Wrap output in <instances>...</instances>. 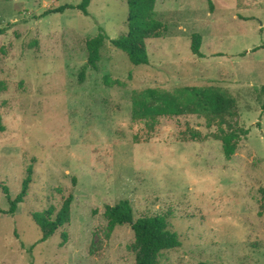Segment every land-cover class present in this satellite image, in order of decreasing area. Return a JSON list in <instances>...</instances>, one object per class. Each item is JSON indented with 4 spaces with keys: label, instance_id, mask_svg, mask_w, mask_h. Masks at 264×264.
<instances>
[{
    "label": "rangeland",
    "instance_id": "rangeland-1",
    "mask_svg": "<svg viewBox=\"0 0 264 264\" xmlns=\"http://www.w3.org/2000/svg\"><path fill=\"white\" fill-rule=\"evenodd\" d=\"M81 2L0 0V183L16 199L33 171L25 202L0 217V263L136 264L132 227L109 233L105 218L129 200L136 219L168 216L179 237L158 264H264V0H214V11L208 0H159L167 30L148 41L142 66L112 44L127 34V0L45 16ZM102 32L99 69L81 82ZM184 87L236 99L250 135L232 159L203 117H165L154 130L133 120L136 91ZM70 195L71 223L42 242L34 215L55 208V218ZM0 206L10 209L3 190Z\"/></svg>",
    "mask_w": 264,
    "mask_h": 264
},
{
    "label": "trees",
    "instance_id": "trees-1",
    "mask_svg": "<svg viewBox=\"0 0 264 264\" xmlns=\"http://www.w3.org/2000/svg\"><path fill=\"white\" fill-rule=\"evenodd\" d=\"M93 0H82L78 6H63L48 11L45 16L51 14H64L66 10H79L89 15V7ZM159 0H127L129 17L127 22V34L112 40L117 49L124 52L129 61L135 66L149 65L148 41L159 39L167 30L166 25L159 20L157 4ZM171 1V0H168ZM211 11L215 10L214 0H208ZM107 35L102 32L95 39L88 42L90 57L88 64L80 74V81L86 78V71L91 68L99 69L101 62V50L107 41ZM202 36L195 34L192 41V52L198 57H203L201 52ZM108 85L115 84L109 77H105ZM264 94V87L261 89ZM264 113V104L262 106ZM188 114L205 118L209 125L218 124L222 136L223 153L227 159H232L240 146L243 138L250 135V130L237 125L239 118V106L236 99L226 90L216 87H184L173 91L164 89H145L136 91L133 96V120L144 121L150 130H154L160 119L168 117H180ZM227 127V128H224ZM5 126L0 117V133L5 132ZM196 140L200 135L193 134ZM33 171H28V177L23 184V192L12 199L9 189L0 183V190L10 204V209L2 214L14 215L18 206L25 202L33 182ZM74 196L70 195L63 203L60 211L56 213L51 208L40 214L34 215V219L42 231V242L51 239L57 231L70 224L72 215L71 207ZM105 218L108 222V231L112 233L117 227L131 226L135 235L134 247L138 250L136 264H158L161 255L170 250L177 249L181 242L176 233L171 230L169 217L159 214L143 216L138 219L134 216V209L129 200H121L115 206H107ZM1 264V263H0ZM207 264V263H202Z\"/></svg>",
    "mask_w": 264,
    "mask_h": 264
}]
</instances>
